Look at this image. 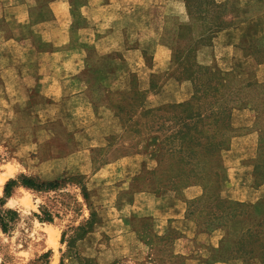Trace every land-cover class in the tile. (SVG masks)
<instances>
[{
	"label": "rangeland",
	"instance_id": "1",
	"mask_svg": "<svg viewBox=\"0 0 264 264\" xmlns=\"http://www.w3.org/2000/svg\"><path fill=\"white\" fill-rule=\"evenodd\" d=\"M151 19L161 27L159 44L169 50L167 66L150 72L152 88L173 79L182 106L140 108L145 94L135 88L131 73L126 75L125 90L96 88L90 93L92 100L110 104L113 133L108 137L106 149L97 150L93 158L96 163L124 154H140L144 167L131 183V189L142 187L182 199L187 207L186 217L193 221L197 232H222L226 230V219L216 228L200 229L205 216L197 207L190 206V200L198 198L200 184L205 182L211 192L224 197L222 154L240 142H255V154L250 160L252 184L264 181V73L254 68L219 69L213 58L214 37L225 28L245 27L252 35L260 30L261 36L254 40L242 39L235 46L234 55L263 61L264 0H156ZM216 70L222 77L218 81ZM137 91L140 99L133 96ZM239 109L249 111L250 122L234 128L230 114ZM23 121L14 117L0 119V197L4 182L20 173L42 180L56 179L59 185L40 191L19 185L12 187L0 207L15 211L8 230H0V264H79L78 258L97 264H162V261L181 264L182 255L174 253L172 245L180 235L172 228L167 234L157 236L148 219L130 218L132 227L141 230L138 241L132 236L124 238L100 229L101 207L95 191L100 194L106 186L87 184L86 174L78 172L62 171L54 176L56 166L42 162L59 153L50 151L53 139L26 146V141L42 140L45 136L34 135V126L25 127ZM178 131L184 133L182 139L177 137ZM192 185L200 188V193L186 198L182 190ZM103 193L106 194L102 201L106 202L109 191ZM259 205L263 208L264 202ZM244 206L247 213L242 217L246 216L252 225L258 220L254 219L256 212L248 216L250 209ZM80 225L82 231L86 228L90 231L68 249L66 240L71 229ZM207 239L206 236L201 240ZM184 246L182 251L192 250V244ZM252 248L244 264L260 256L258 248ZM225 249L226 245L221 246L218 252Z\"/></svg>",
	"mask_w": 264,
	"mask_h": 264
},
{
	"label": "crops",
	"instance_id": "2",
	"mask_svg": "<svg viewBox=\"0 0 264 264\" xmlns=\"http://www.w3.org/2000/svg\"><path fill=\"white\" fill-rule=\"evenodd\" d=\"M155 2L0 0V119L24 120L25 127L34 126V135L45 136L26 141V146L53 139L50 151L59 153L42 162L56 166L54 176L62 171L78 172L86 174L87 184L106 186L100 194L95 191L101 207L99 228L103 231L138 241L141 230L132 227L130 218H146L155 235H165L171 228L180 235L172 245L174 253L182 255L181 264H244L239 258L220 259L215 254L221 246L230 248V238L233 240L250 224L246 216L230 221L226 233H199L186 217L182 199L142 187L131 189L144 167L140 154L96 163L93 158L97 150L106 149L113 133L110 104L92 100L90 93L96 88L125 90L126 75L131 73L135 88L145 94L140 108L182 100L173 79L155 89L151 85L150 72L164 69L169 57L168 48L158 42L161 27L151 19ZM261 34L258 30L252 35L245 27L217 31L213 44L215 65L224 71L254 68L264 73V60L256 62L251 57L234 55L242 39L254 40ZM230 121L234 128L247 126L249 111L233 110ZM254 154L253 141L240 142L222 154V193L228 199L250 203L248 216L256 212L254 219L264 225V209L259 205L264 202V181L252 184L250 160ZM107 190V201L103 202ZM182 193L191 198L200 193V188L187 186ZM203 236L208 239L201 240ZM189 243L192 250L182 251ZM249 264L259 262L253 258Z\"/></svg>",
	"mask_w": 264,
	"mask_h": 264
},
{
	"label": "trees",
	"instance_id": "3",
	"mask_svg": "<svg viewBox=\"0 0 264 264\" xmlns=\"http://www.w3.org/2000/svg\"><path fill=\"white\" fill-rule=\"evenodd\" d=\"M202 71L205 72L203 69ZM216 74V80L222 79L220 76V72L216 70L214 72ZM139 92H135L133 96H135L136 99H140ZM179 107H181V103L175 104ZM177 137L179 139L183 138L184 133L182 131L177 132ZM218 174V179L219 178ZM22 186L31 190L40 191V190H52L57 188L59 185L58 180L52 179V180H42L33 176H28L25 174H18L15 178H9L7 179L2 187L3 196L0 197V207L2 206L4 199L10 195L11 189L13 186ZM201 187V194L198 196V198H195L193 200H190V206H195L199 209L200 213H202L205 217L202 218L200 229L205 228H216L219 226L220 222L223 219H226V230L228 228L227 223L235 220L237 218H240L244 215H246L247 210H244V207H247L248 209L251 208V204L244 203V202H238L231 199H228L226 197L221 196L220 194H214L211 192L209 186L207 183L200 184ZM206 192V195L204 194ZM210 192V193H208ZM187 209V207H186ZM264 209V207L262 208ZM15 215L14 210H2L0 209V230L1 232H6L8 230L9 224L13 220V216ZM47 216L46 220H49ZM196 224V223H195ZM199 229V227H198ZM225 229H223L224 233H226ZM87 228L82 231V227L76 226L71 229V234L68 236L66 240V247L68 249L71 248L73 245V242L77 239H81L84 234L89 232ZM261 242H264V225L260 220H257L255 223L248 224L246 227L243 228L241 232H238V234L233 238L232 244L230 248L225 249L224 251H217L215 256L220 259H229V258H239L243 262L246 261L247 257L250 258V253L253 251L252 246L258 248V255L255 258L258 260L259 264H264V244ZM73 257L77 258L76 254H73ZM45 256V255H44ZM247 256V257H246ZM79 264H97L92 263L88 259L78 258Z\"/></svg>",
	"mask_w": 264,
	"mask_h": 264
}]
</instances>
